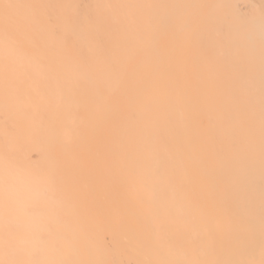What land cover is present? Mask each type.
<instances>
[{"label": "bare ground", "instance_id": "bare-ground-1", "mask_svg": "<svg viewBox=\"0 0 264 264\" xmlns=\"http://www.w3.org/2000/svg\"><path fill=\"white\" fill-rule=\"evenodd\" d=\"M139 38L151 47L136 63L141 81L129 70L98 123L72 124L96 117L87 84L71 96L76 80L92 81L87 68ZM172 53L174 100L169 81L160 92L152 83ZM188 62L197 63L196 93ZM150 106L170 115L160 133L174 134V155L160 144L166 154L155 153L153 138L138 156L137 165L148 160L142 174L156 175L142 186L148 200L90 207L65 170L86 178L84 157L112 135L147 141L123 121L144 124L128 111ZM71 137L81 146L65 143L60 155L57 143ZM99 156L90 157L95 182ZM0 264H264V0H0Z\"/></svg>", "mask_w": 264, "mask_h": 264}, {"label": "rangeland", "instance_id": "rangeland-1", "mask_svg": "<svg viewBox=\"0 0 264 264\" xmlns=\"http://www.w3.org/2000/svg\"><path fill=\"white\" fill-rule=\"evenodd\" d=\"M130 28L132 31H142L141 27H138V25H130ZM70 36V35H68ZM72 36V35H71ZM71 36L69 39H71ZM103 45V47H107V48H111L112 45L114 44L113 40H107L101 43ZM127 49L122 48L123 50H120V54L115 55L114 61L113 62H106L105 67L103 68H98L97 66L94 69V71H92L90 68H87V71H91L93 74V78L92 81H88L87 79H85L84 77L80 76L77 80H76V84L75 87L72 88V97H77L80 98L82 96V94L80 93V86L83 84H87L85 85V90H87L86 95L88 96V98L90 99L91 106H93V111L96 113V117H93L89 120H84V121H80L78 118L73 121L74 123L72 124H76L78 122L80 129H84V128H88V123L90 124H96L98 123V121H100L99 119H97V114L99 115H105L106 110L103 109V100L104 98H108L109 100L112 99L114 97V94L116 93L117 89L122 88V86L127 82L128 77H130V71L133 69V72L136 71V66L138 62H140L139 58L140 57H146L149 50L151 49L150 47V42H143L141 40V38L137 39V40H132L127 42L126 44ZM132 47L134 49L130 50L129 48ZM195 47V45H194ZM194 49V48H191ZM165 59H162L161 61H164ZM170 63H167L166 66V71L165 73H161L157 79L153 80V85L154 87L160 92V89H164V85H166V82L169 81L171 83V88L173 89V100H174V54H171V58L169 59ZM150 64L153 63V60L148 62ZM98 64V63H97ZM165 64V63H164ZM99 65V64H98ZM150 66V65H149ZM138 67V66H137ZM196 67H197V63L193 62L187 63V69H188V79H191V81L193 82L192 84V91L193 93H196V83L194 82L196 80ZM144 69H146V67H144ZM147 69H149V67H147ZM100 73V74H99ZM143 76V68H139L136 73H135V81L139 82L141 81V77ZM117 79H119L120 81L118 82V84L116 85ZM177 80H179V78L177 77ZM106 86V88L104 87ZM116 86V87H115ZM79 89V90H78ZM96 89H100L102 90V92H104V94H98ZM109 89V90H108ZM75 90H77L76 94L73 93ZM155 97H157V99L159 100L162 96V94H160L158 96V93L156 91V93L153 94ZM143 102H146L147 99L145 98V100L142 97ZM151 106L148 107L147 109H138L136 111H134L133 109L131 110V113L128 114L132 115L133 113H137L139 117H142L144 114L146 115V118H143L144 124L143 122L140 121L139 118L136 117H129V118H125L123 123L128 122V123H134L135 124V129L138 131L139 129H145L147 131V135L144 136L146 137L147 141H125V136H117V135H112L113 134V129H111V138L109 140V147H107L106 149H104L103 151H99L98 150V146L97 142L96 144L93 145V151L91 150V154H93V156H89L90 157H94V156H99L100 160H101V165L99 170L101 171V173H98L95 177L99 178L98 181H94V179L92 180L93 177V171L96 170L95 168V163H93V159L89 156L84 157V164L86 166H84V170L89 174H87L86 178H84V176L82 175L81 178L77 177V168L76 167H69L67 168L65 171L68 172V176L71 179L74 180L73 183L70 184L71 187H74L75 185L80 184L83 187V191L87 192L89 197L86 199L87 202L90 204V207H94V208H98L101 207L102 204L104 203H138V202H146L148 200V198H145L143 196V187H146L150 184V181L154 179V175H143L142 171L144 170L145 165H147L148 160H146V162H142L140 165H137L139 158L138 156L147 152L146 147H149L152 143H153V138L156 139L155 144L158 147L157 150H155V153H162V154H166L167 150L164 147H160L158 146L160 145H166L168 147V151L174 155V134H171L170 137H166L164 136V134H161L160 131L161 129H164V124L165 123H170V115H167L168 117L166 119H162L160 118V115H165L163 112H154L155 115H153V111H151ZM111 111V108L107 109V114ZM82 112V110L79 111L78 114H80ZM106 120V119H105ZM124 123V124H125ZM71 124V125H72ZM118 125V123L116 124ZM56 126L58 128H61L62 125L59 123L56 124ZM121 126V125H120ZM119 126V127H120ZM123 126V125H122ZM75 127V126H73ZM92 127V126H90ZM174 126H172V130L174 131ZM76 128V127H75ZM128 127L125 128V130L127 131ZM164 132V131H163ZM153 134H155L153 136ZM116 137H118L120 139V143L118 145L117 141H116ZM168 139V140H166ZM62 140H64L62 138ZM163 140H166L165 142H163ZM68 144L67 147H71L72 149H78L82 143L80 141L79 138L77 137H71L68 141L62 144L57 143L58 146V153L60 155H64L63 154V149L65 148L66 145L64 144ZM101 146L105 147L106 144L103 143ZM117 146H119V148L124 147L125 150L123 149H117ZM48 147H50V143L48 142ZM137 148V149H133V148ZM62 149V150H61ZM99 151V152H98ZM33 153V158H37V152L34 151ZM96 154V155H95ZM116 154L121 155L119 159L116 158ZM198 152H195V155H198ZM130 156L131 160L126 159L125 156ZM89 157V158H88ZM121 158L124 159V161L126 163H128V165H126V167H124L123 165L118 167V171L119 173L117 175H115L116 173V165L117 162H121ZM126 159V160H125ZM87 161V162H86ZM92 161V162H91ZM86 162V163H85ZM90 162V163H89ZM171 169H174V166L171 167ZM168 170V169H166ZM64 172V171H63ZM64 174V173H63ZM92 175V177H91ZM113 175H115L116 180L113 179ZM89 176V177H88ZM139 177H143L144 180L142 182H134L132 183V179L134 178H139ZM66 178V177H65ZM88 178V179H87ZM173 178H174V174H173ZM85 179V180H84ZM220 183L218 182V185ZM136 187L137 190H131L129 189V187L134 186ZM101 186H106L107 190L104 191V189L101 188ZM118 186L117 190H112L113 187ZM143 186V187H142ZM101 188L105 194H107V196H109V198H103L100 197V193L103 191L99 188ZM116 195H122L125 196L123 198H114L113 196ZM75 201L76 199H70ZM97 204V205H96ZM139 217H142V215H138ZM102 219H106V215H102L101 216Z\"/></svg>", "mask_w": 264, "mask_h": 264}]
</instances>
